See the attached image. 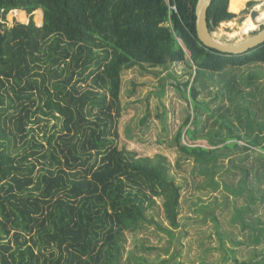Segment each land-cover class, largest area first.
I'll use <instances>...</instances> for the list:
<instances>
[{
	"label": "trees",
	"instance_id": "16d2710c",
	"mask_svg": "<svg viewBox=\"0 0 264 264\" xmlns=\"http://www.w3.org/2000/svg\"><path fill=\"white\" fill-rule=\"evenodd\" d=\"M197 1L0 0V264H120L126 233L149 221L157 199L169 222L163 230L172 235L180 226L181 186L166 156H139L119 145L123 71L136 65L187 64L193 80L177 88L183 85L192 113L171 145L202 172L232 151L257 148L264 170V119L257 115L264 105L250 108L232 91L245 134H235L218 113L215 123L229 135L210 138L203 114L213 112L197 85L228 68L264 63V43L238 55L206 47L196 31ZM258 1L213 0L210 31ZM12 10L29 22L7 26ZM252 113L255 118H243ZM190 124L189 139L207 138L214 148L183 144ZM236 138L248 144L227 143ZM240 169L243 179L231 191L246 189L249 172Z\"/></svg>",
	"mask_w": 264,
	"mask_h": 264
},
{
	"label": "rangeland",
	"instance_id": "374dc122",
	"mask_svg": "<svg viewBox=\"0 0 264 264\" xmlns=\"http://www.w3.org/2000/svg\"><path fill=\"white\" fill-rule=\"evenodd\" d=\"M258 2L246 6L232 20L220 23L213 32L214 36L222 42L235 43L260 30L264 20L255 30L233 35L250 15V10L257 9L264 0ZM37 17L41 19V11ZM34 20L36 23L35 12ZM15 22L25 21L20 20L12 10L5 24L10 27ZM186 51L190 59V52ZM190 78L193 80L185 62L173 63L168 69L147 67L144 70L136 65L123 71L119 145L139 156H166L171 175L181 186L182 196L178 217L180 226L171 230L172 235L163 230L169 227V222L163 200L157 199V203L147 211L149 221L139 231L126 233L123 243L125 252L120 264H164L165 260H169L166 264H264V170L256 160L261 150L257 148L246 153L229 150L232 155L220 157L217 162L212 160L202 172L193 158H187L175 145H171L186 116L192 113V101L182 96L183 85H180L181 90L177 88L178 83ZM202 80L197 83L201 90L199 99L208 104L213 112L210 118L203 114L206 125L203 132L208 131L210 138L217 132L228 136L227 126L222 127L221 121L215 123V114L222 113L229 119L227 125L233 127L234 133L244 135V124L235 117L239 112L232 107L231 92L240 98L243 94L250 108L262 107L264 63L228 68ZM227 85L233 89H228ZM186 95L189 96L188 91ZM148 115L142 125L141 120ZM255 115L244 114L243 118H255ZM257 115L264 119L261 110ZM187 128H193V125L184 127L183 144L214 148L207 138L189 139ZM235 142L239 146L248 144L245 139L237 141V138L227 143L233 145ZM240 168L249 172L246 189L231 191L229 187L237 190L243 179ZM251 187L253 190H250Z\"/></svg>",
	"mask_w": 264,
	"mask_h": 264
},
{
	"label": "water",
	"instance_id": "95a60500",
	"mask_svg": "<svg viewBox=\"0 0 264 264\" xmlns=\"http://www.w3.org/2000/svg\"><path fill=\"white\" fill-rule=\"evenodd\" d=\"M212 1L213 0H198L195 9L197 36L206 47L223 53L238 55L264 43V26L260 30L253 32L251 35L235 43L222 42L218 40L214 36V33L210 31L208 25L207 15ZM259 15V9L252 8L250 10V16L253 20H256Z\"/></svg>",
	"mask_w": 264,
	"mask_h": 264
},
{
	"label": "bare ground",
	"instance_id": "6f19581e",
	"mask_svg": "<svg viewBox=\"0 0 264 264\" xmlns=\"http://www.w3.org/2000/svg\"><path fill=\"white\" fill-rule=\"evenodd\" d=\"M264 3L257 6V9L260 10V15L257 17L256 20H253L250 15H248L242 22L239 31H236L233 33V35L242 34L244 32H247L249 30H255L256 28H259L260 24L264 20ZM236 23V22H235ZM221 25V24H220ZM225 27V26H224ZM232 28V27H231ZM230 28V29H231ZM239 28V27H237ZM222 30V29H221ZM230 34V33H229ZM231 35V36H233Z\"/></svg>",
	"mask_w": 264,
	"mask_h": 264
},
{
	"label": "crops",
	"instance_id": "0c3cea01",
	"mask_svg": "<svg viewBox=\"0 0 264 264\" xmlns=\"http://www.w3.org/2000/svg\"><path fill=\"white\" fill-rule=\"evenodd\" d=\"M14 10H20V9H14ZM28 22V21H27ZM24 23H26V22H24Z\"/></svg>",
	"mask_w": 264,
	"mask_h": 264
},
{
	"label": "built area",
	"instance_id": "2783aa9c",
	"mask_svg": "<svg viewBox=\"0 0 264 264\" xmlns=\"http://www.w3.org/2000/svg\"><path fill=\"white\" fill-rule=\"evenodd\" d=\"M173 8H174V9H176V7H175V6H173Z\"/></svg>",
	"mask_w": 264,
	"mask_h": 264
},
{
	"label": "clouds",
	"instance_id": "9594fccd",
	"mask_svg": "<svg viewBox=\"0 0 264 264\" xmlns=\"http://www.w3.org/2000/svg\"><path fill=\"white\" fill-rule=\"evenodd\" d=\"M27 14V13H26Z\"/></svg>",
	"mask_w": 264,
	"mask_h": 264
}]
</instances>
